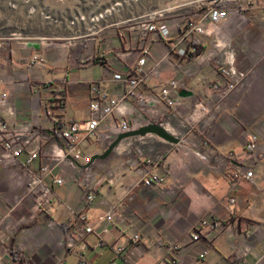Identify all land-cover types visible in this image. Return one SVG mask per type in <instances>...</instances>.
Masks as SVG:
<instances>
[{
	"label": "crops",
	"instance_id": "1",
	"mask_svg": "<svg viewBox=\"0 0 264 264\" xmlns=\"http://www.w3.org/2000/svg\"><path fill=\"white\" fill-rule=\"evenodd\" d=\"M250 7L243 13L264 9ZM233 18L229 15L223 23L228 26ZM179 20L161 21L160 28L169 27L176 40ZM196 22L206 30L197 37L205 51L189 60L173 54L158 33L134 43L129 30L92 49L61 50L63 45L43 39L0 48V97L7 94L5 101L0 98V121L21 134L45 137L40 157L32 163L26 152L0 162V264H171L172 258L177 264H264V157L254 166L255 184L233 178L241 163L252 165L245 149L248 135L258 136L264 155V15L248 18L256 30L233 37L231 51L225 46L228 34L214 31L221 25H212L204 16ZM145 43L150 51L145 81L137 92L148 98L171 81H182L185 88L175 93L176 106L122 101L101 123L99 136L83 140L81 149L92 157L103 154L121 133V118L130 121L132 130L163 121L181 143L169 144L154 135L135 137L89 165L71 157L53 163L49 183L55 200L48 213L39 211L24 194L29 173L63 145L48 115L53 92L65 95L64 108L53 115L84 125L90 118L94 84L109 99H119L127 87L122 78L138 65ZM35 54L41 56V65L31 64ZM231 54L237 71L249 75L215 109L213 86L228 83L221 65ZM48 83L52 86H43ZM200 104L210 112H203ZM173 122L187 129L184 135L175 133ZM145 139L158 144L143 150L133 147V142ZM153 175L160 176L162 184L145 186V178ZM55 178L63 184L54 183ZM90 193L86 213L94 232L84 234L79 217L83 198ZM111 211L115 216L107 219ZM203 218L218 226L204 227L200 240L193 241V229ZM135 233L141 236L139 243L131 242ZM175 246L178 249L172 250ZM118 247L126 248L123 256L117 254Z\"/></svg>",
	"mask_w": 264,
	"mask_h": 264
},
{
	"label": "built area",
	"instance_id": "2",
	"mask_svg": "<svg viewBox=\"0 0 264 264\" xmlns=\"http://www.w3.org/2000/svg\"><path fill=\"white\" fill-rule=\"evenodd\" d=\"M229 15L230 11L225 7L215 6L209 8L204 17L212 25L218 26L225 22L229 18ZM165 20L163 16H157L156 13L138 18L136 23L127 29L130 31L131 38H134V40H130L138 43L141 39H147L150 34L158 33L160 38L169 45L170 51L173 54L179 58H184L188 56L189 50L190 52L195 51V47L191 45V42L197 39V37L206 34V30L199 24H194L193 20L180 18V22L177 25V30L180 32V35L174 40L169 27L160 28V22ZM149 51V44L145 43L142 49L143 56L139 60L138 65L122 78V81L127 87L119 99H109L108 95L99 88L97 83L94 84V99L90 104V118L84 125H80L75 121L63 120L60 117L54 116L51 111L48 112V115L53 118L54 131L60 134L63 145L57 152L45 155V163L37 171L29 173L24 198L32 199L39 211L48 213L55 200V193L49 183V178L53 172V163L60 164L67 157H71L74 161L90 164L93 157L83 153L81 143L85 139H93L99 136L101 123L117 111L122 101L133 98L138 101L163 103L170 108L176 106L177 100L175 93L185 88L182 81H171L166 87L161 88L159 92L148 98H145L143 94L137 92L138 87L144 84L145 81L144 68L148 60ZM230 57L229 61H225L221 65L222 73L228 79V83L224 86L219 84L213 86L218 98V105L215 109H219L220 105L244 84L249 75L248 73H239L235 67L234 55L231 54ZM42 62L43 60L39 54H35L31 60V64L34 66L41 65ZM43 86L51 87L52 84L48 83ZM0 98L1 101H5L7 94H2ZM199 106H201L203 112H210V109L206 105L200 104ZM117 126L121 133H127L132 130L130 121L125 118H121ZM44 138V135L41 133L21 134L9 128L6 123L0 121V148L2 150L0 153V162L9 158H18L26 152L29 155L28 163H32L40 157L41 142ZM245 149L251 155L252 165H242L241 163L233 174V178L234 180H246L251 184H255L254 166L264 157L259 150V138L257 135L250 134L247 136ZM162 182L163 179L160 176L153 175L145 178L144 185L147 187L159 186ZM54 183L62 185L63 179L55 178ZM92 199L93 193L86 194L83 198L84 212L79 218L82 224H84V234L94 232V228L88 224V216L86 213L88 204ZM114 216L115 212L111 211L106 217L110 219ZM217 226V222L211 221L209 218H203L194 227L191 239L198 241L201 238L200 232L204 227L215 229ZM107 231L106 229L102 230L101 234L107 233ZM140 240L141 236L139 233L131 236L132 243H139ZM100 246L103 248L102 244ZM171 249L177 250L178 247L175 246ZM116 251L118 255L123 256L126 248L118 247ZM171 264H177V260L172 258Z\"/></svg>",
	"mask_w": 264,
	"mask_h": 264
},
{
	"label": "rangeland",
	"instance_id": "3",
	"mask_svg": "<svg viewBox=\"0 0 264 264\" xmlns=\"http://www.w3.org/2000/svg\"><path fill=\"white\" fill-rule=\"evenodd\" d=\"M219 2L225 3L234 18L228 26L222 23L214 31L228 34L230 39L225 46L235 50L233 37L240 38L244 31L256 30L248 18L264 15L261 8L257 13L245 14L243 10H249L248 6L263 7L264 0H0V48L43 39L63 45L61 50L77 46L92 49L120 32H128L142 16L156 13L166 20L184 18L198 24L196 19ZM162 123L165 122L159 121ZM173 125L178 127L175 129L178 135L187 131L178 123ZM156 144L154 139H145L133 142V147L143 150Z\"/></svg>",
	"mask_w": 264,
	"mask_h": 264
},
{
	"label": "water",
	"instance_id": "4",
	"mask_svg": "<svg viewBox=\"0 0 264 264\" xmlns=\"http://www.w3.org/2000/svg\"><path fill=\"white\" fill-rule=\"evenodd\" d=\"M148 135H154L158 138L162 139L163 141L178 145L181 143L180 138L176 137L175 135L169 133L167 129L162 126L161 124L157 123H149L145 126H142L136 130H131L127 133H120L118 134L114 141L108 146V148L105 150L103 154H97L94 155L92 158V161H95L97 159H106L108 158L113 151L121 144L122 141L129 139V138H135V137H147ZM89 165V164H88Z\"/></svg>",
	"mask_w": 264,
	"mask_h": 264
},
{
	"label": "trees",
	"instance_id": "5",
	"mask_svg": "<svg viewBox=\"0 0 264 264\" xmlns=\"http://www.w3.org/2000/svg\"><path fill=\"white\" fill-rule=\"evenodd\" d=\"M218 7H223V4L217 3ZM206 9L203 10V12H205ZM191 45L195 47V51L194 52H188V56L181 58L182 60H189L191 58L194 57H199L201 54H203V52L205 51V46L198 41V39H194L191 42ZM56 93V95H53V98H51L49 100L50 102V110L51 113H59L60 110H62L64 108L65 105V95L63 92H53V94ZM58 116V115H57Z\"/></svg>",
	"mask_w": 264,
	"mask_h": 264
},
{
	"label": "bare ground",
	"instance_id": "6",
	"mask_svg": "<svg viewBox=\"0 0 264 264\" xmlns=\"http://www.w3.org/2000/svg\"><path fill=\"white\" fill-rule=\"evenodd\" d=\"M168 131V130H167ZM169 132V131H168ZM170 133V132H169ZM172 134V133H171Z\"/></svg>",
	"mask_w": 264,
	"mask_h": 264
}]
</instances>
